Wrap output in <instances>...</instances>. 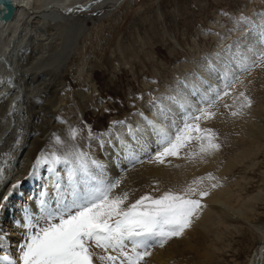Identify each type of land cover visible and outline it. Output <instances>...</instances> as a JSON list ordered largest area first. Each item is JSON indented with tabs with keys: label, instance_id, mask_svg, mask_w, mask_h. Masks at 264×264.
I'll list each match as a JSON object with an SVG mask.
<instances>
[{
	"label": "rangeland",
	"instance_id": "obj_1",
	"mask_svg": "<svg viewBox=\"0 0 264 264\" xmlns=\"http://www.w3.org/2000/svg\"><path fill=\"white\" fill-rule=\"evenodd\" d=\"M86 13L47 24L41 38L62 64L54 117L70 136L76 131L71 141L77 150L90 157L122 132H144L139 122L174 134L156 118L161 113L180 120L179 127L201 110L211 114L198 123L215 134L217 149L201 153L192 141L180 153V164H186L167 166L166 182L150 180L153 173L137 174L117 195L127 194L126 207L142 196L159 198L191 185L198 190L192 198L201 204L195 217L210 210L209 221L198 218L199 224L185 229L184 250L172 237L163 247H150L149 256L172 252L176 262L187 264L194 255L200 264L264 262V0H117ZM74 146L63 140L61 149ZM218 200L234 215L220 210L224 203ZM243 202L249 207L243 212L255 213L251 223L235 215ZM209 242L215 245L212 260L203 255ZM107 255L116 259L106 264H120L119 250L99 253Z\"/></svg>",
	"mask_w": 264,
	"mask_h": 264
},
{
	"label": "bare ground",
	"instance_id": "obj_2",
	"mask_svg": "<svg viewBox=\"0 0 264 264\" xmlns=\"http://www.w3.org/2000/svg\"><path fill=\"white\" fill-rule=\"evenodd\" d=\"M11 1L15 5L12 18L8 21L0 19V256L8 255L19 264L18 247L24 239L25 229L22 225L26 210L38 214L39 202L43 200L48 204H54L58 195L62 199L69 201L72 199L67 165L53 164L51 171L49 164L42 162L38 166L36 165L38 157H50L52 153L57 155L67 153V150L61 149L63 140L74 146L71 141L72 136L66 129L67 126L58 127L56 123L55 117L58 110L52 101L61 83L59 66L62 64L57 59H52V57L56 58L58 54L51 51L47 43L41 41L45 33V26L50 23H63L70 16H80L82 13L79 14V12L88 13L95 7L114 4L117 0ZM87 18L85 16L84 19ZM79 20L81 21L80 18ZM255 46L256 44H253L248 48L246 54H250ZM231 72L232 69L229 68L227 73ZM63 104L61 103V105ZM166 107L176 110V105L170 102ZM156 118L166 124L164 128L167 130L179 127L180 120L172 118L168 114L161 113ZM138 126L142 127L144 132L135 133L136 128L128 134L122 132L119 139H113V141L107 139L102 150L100 147L91 150L90 158L102 165V170L93 169L97 178L107 184L119 182L112 190L111 195L113 196H117L122 187L127 188L137 174L153 173L156 175L150 180L158 179L161 182H166L169 179L167 166H170L173 161L180 164L181 151L188 150V146H185L178 155L166 156L163 158L164 162L160 163L155 159L156 153L162 150L158 142L160 139L158 138L159 128L151 125L146 126L145 122H139ZM150 132L154 134L150 135ZM171 134L173 133L171 132ZM57 137L60 141L62 140L61 143L56 142ZM48 148L52 151L49 152L50 154L46 153ZM74 149L77 148L74 146ZM148 156L152 157L142 164V161ZM182 162L181 160L180 167L186 164V162L183 164ZM57 184L60 185L59 189L56 187ZM82 188L83 186L80 185L79 190ZM222 189L212 188V190L218 191ZM218 201L224 203L220 210L231 214V216L234 215L230 206L222 200ZM242 206H244V202L240 204V207ZM246 206L240 210L247 211L249 207ZM242 212L235 214L236 217L242 214L243 217L245 215L246 218L243 219H246L247 223L254 221L255 213ZM198 218L209 221L211 219L210 210L204 208V212L199 213ZM198 218L194 215L191 218L192 223L187 229L194 224H199ZM251 226L258 229L255 222ZM184 231L180 236L173 238L182 250L185 249L187 242L188 230ZM262 234L261 253L264 250V233ZM214 246L213 242L205 245L204 258L208 256L212 260L210 253L212 250L215 251ZM92 251L94 264H106L99 257V253H106L105 251L99 248H93ZM195 256H193L191 264H200ZM258 257H261L260 254ZM176 261L172 252H165L152 258L148 256L142 264H187ZM260 261V259H256L252 264H264L263 261ZM210 262V264L217 263L213 260ZM0 264H6V262L0 261Z\"/></svg>",
	"mask_w": 264,
	"mask_h": 264
},
{
	"label": "snow or ice",
	"instance_id": "obj_3",
	"mask_svg": "<svg viewBox=\"0 0 264 264\" xmlns=\"http://www.w3.org/2000/svg\"><path fill=\"white\" fill-rule=\"evenodd\" d=\"M3 4L4 0H0V5ZM201 111V116L186 119L174 135L158 129L162 148L155 156L158 162L163 163L166 156L178 155L192 141L198 142L201 153L219 147L212 130L200 127L199 120L211 116ZM75 135L72 130V137ZM56 142L61 143L58 137ZM42 162L50 165V171L53 164L67 165L72 199L58 195L54 204L39 202L38 214L26 210L24 239L18 247L19 264H94L93 248L105 252L119 250L120 264H142L151 255L150 247L155 244L163 247L167 240L180 236L201 207L200 200L192 198L198 190L191 185L180 193L165 192L159 198L145 195L125 207L126 193L111 195L119 182L107 184L98 179L93 169L102 170V165L77 149L64 155L38 157L36 165ZM56 187L59 189L60 185ZM198 195L203 197L207 193L199 191ZM100 259L113 262L116 257L107 255ZM0 261L17 264L8 255L0 256Z\"/></svg>",
	"mask_w": 264,
	"mask_h": 264
},
{
	"label": "water",
	"instance_id": "obj_4",
	"mask_svg": "<svg viewBox=\"0 0 264 264\" xmlns=\"http://www.w3.org/2000/svg\"><path fill=\"white\" fill-rule=\"evenodd\" d=\"M15 11V5L11 0H4V4L0 5V19L8 21L12 18Z\"/></svg>",
	"mask_w": 264,
	"mask_h": 264
}]
</instances>
